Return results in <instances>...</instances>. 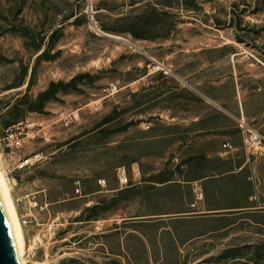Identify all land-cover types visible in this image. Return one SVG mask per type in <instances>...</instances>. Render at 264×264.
Segmentation results:
<instances>
[{
  "label": "rangeland",
  "instance_id": "1",
  "mask_svg": "<svg viewBox=\"0 0 264 264\" xmlns=\"http://www.w3.org/2000/svg\"><path fill=\"white\" fill-rule=\"evenodd\" d=\"M242 120L264 134V0H0L29 264H264V144L245 151ZM202 184L231 211L206 215Z\"/></svg>",
  "mask_w": 264,
  "mask_h": 264
},
{
  "label": "bare ground",
  "instance_id": "2",
  "mask_svg": "<svg viewBox=\"0 0 264 264\" xmlns=\"http://www.w3.org/2000/svg\"><path fill=\"white\" fill-rule=\"evenodd\" d=\"M242 121L244 122V120ZM5 172L0 156V201L9 222L20 264H29L26 256L32 247L30 248L27 244L21 216L13 196L12 185Z\"/></svg>",
  "mask_w": 264,
  "mask_h": 264
},
{
  "label": "built area",
  "instance_id": "3",
  "mask_svg": "<svg viewBox=\"0 0 264 264\" xmlns=\"http://www.w3.org/2000/svg\"><path fill=\"white\" fill-rule=\"evenodd\" d=\"M117 91V86L112 87V91ZM73 115H69L67 116L64 121L66 123V125H70L73 121L72 118ZM74 118H76V116L74 115ZM34 127V125L32 126ZM241 129H242V133H243V144H244V148L245 151L247 153H255L257 152L264 144V134H262L261 132H259L256 129L251 128L250 126H248L245 122L242 121L241 125H240ZM13 146L20 148L23 145V140L19 137H16L14 135H7L6 138ZM224 148H230V145L227 144L224 146ZM35 162H32V160H28L25 163L21 164L19 166V170H23L29 166H32ZM118 178L119 181L122 185H127L129 183V179L127 177V171L125 168H121L118 171ZM106 181H99V185L101 187H105L106 186ZM21 200H17L16 202L19 203ZM26 217H28V215L23 216V219H26Z\"/></svg>",
  "mask_w": 264,
  "mask_h": 264
},
{
  "label": "water",
  "instance_id": "4",
  "mask_svg": "<svg viewBox=\"0 0 264 264\" xmlns=\"http://www.w3.org/2000/svg\"><path fill=\"white\" fill-rule=\"evenodd\" d=\"M91 10L92 7L89 6V11ZM122 41L134 47L129 42L125 40ZM0 264H20L14 238L4 208L1 204V201H0Z\"/></svg>",
  "mask_w": 264,
  "mask_h": 264
},
{
  "label": "crops",
  "instance_id": "5",
  "mask_svg": "<svg viewBox=\"0 0 264 264\" xmlns=\"http://www.w3.org/2000/svg\"><path fill=\"white\" fill-rule=\"evenodd\" d=\"M262 149V148H261ZM230 150L231 151H234V147L230 145ZM217 177H212V178H207L205 179V182L209 181V180H213V179H216ZM198 197H200V202L197 203V205L201 206V207H204L206 209V212L205 214L206 215H216V214H223L225 212H230L231 210H225V209H219L218 207L216 206H211V204H209V202H207L206 200V192L204 190V185L202 184V188H198ZM253 198V197H251ZM236 209V208H234ZM242 211V210H245L244 208H241V209H236V210H233V211ZM252 210V209H251ZM257 211V210H255Z\"/></svg>",
  "mask_w": 264,
  "mask_h": 264
},
{
  "label": "trees",
  "instance_id": "6",
  "mask_svg": "<svg viewBox=\"0 0 264 264\" xmlns=\"http://www.w3.org/2000/svg\"><path fill=\"white\" fill-rule=\"evenodd\" d=\"M13 126L12 124L6 125L5 128L11 127Z\"/></svg>",
  "mask_w": 264,
  "mask_h": 264
}]
</instances>
